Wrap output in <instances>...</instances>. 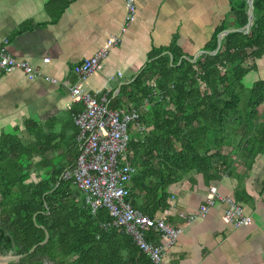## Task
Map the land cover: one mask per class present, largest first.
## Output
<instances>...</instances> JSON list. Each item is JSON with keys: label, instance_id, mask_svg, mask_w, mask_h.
I'll return each mask as SVG.
<instances>
[{"label": "trees", "instance_id": "16d2710c", "mask_svg": "<svg viewBox=\"0 0 264 264\" xmlns=\"http://www.w3.org/2000/svg\"><path fill=\"white\" fill-rule=\"evenodd\" d=\"M69 3L51 0L47 9L54 15V5L63 11ZM254 8L250 31L227 34L217 54H204L192 62L179 48L154 49L135 79L110 97L112 109L129 104L141 108L149 100L141 116L146 130L131 142L129 156L138 168L130 184L131 201L143 213L153 217L168 210L169 187L193 172L207 183L221 179L222 168L231 172V160L221 149L237 137L249 165L264 154V124L259 122L264 78L252 87L244 84L264 58V0H254ZM248 9L247 0L232 8L237 29L248 25ZM227 27L223 23L214 32L207 50L217 49L219 35ZM199 80L206 83V91ZM151 81L155 87L148 85ZM156 90L161 98L154 96ZM28 145L16 143L14 136L0 140V252L28 254L45 240V230L38 225L49 231L50 240L11 264H153L131 236L101 227L112 221L107 209L93 215L85 197L71 201L73 185L62 178L65 168L34 179L39 164L33 151L38 145ZM46 151L42 148L41 154ZM244 198L237 194L238 201ZM152 239L160 241L155 235Z\"/></svg>", "mask_w": 264, "mask_h": 264}, {"label": "crops", "instance_id": "0c3cea01", "mask_svg": "<svg viewBox=\"0 0 264 264\" xmlns=\"http://www.w3.org/2000/svg\"><path fill=\"white\" fill-rule=\"evenodd\" d=\"M50 1L0 0V42L14 56L41 68L46 75L73 79L74 68L120 34L128 6L125 0H69L63 11L61 5H54L51 15L47 9ZM240 1L136 0V20L123 35L122 43L111 49L101 69L87 80L85 88L98 97L108 93L109 100L112 95L118 96L121 87L135 79L154 49L179 48L190 60L199 58L201 51L212 52L206 48L223 23L227 29H237L232 8ZM46 58L49 64H44ZM262 68L264 58L259 62V73ZM80 110L82 105L73 101L71 90L65 86L29 79L21 71L0 78V140L14 136L16 143L21 140L30 145L39 138L38 142L49 145L48 154L50 150H60L64 139H69L75 156L66 170L74 165L79 152L73 114ZM259 122L264 124V111ZM240 140L237 137L221 149V154L230 158L232 168L231 172L222 168L221 179L207 183L202 175L193 172L169 187L171 207L156 214L182 229L179 240L168 250L169 264H264V252L253 243L255 230L249 229L257 219L264 220V154L249 165L243 160L246 157L238 146ZM41 149L33 151L37 153L35 162L42 164L44 174L52 172L46 167ZM212 186L236 200L237 194H243L245 198L239 202L254 223L235 228L225 220L223 204L198 223L203 217L193 223L181 217L197 213ZM82 196L85 197L73 186L71 201H79Z\"/></svg>", "mask_w": 264, "mask_h": 264}, {"label": "built area", "instance_id": "2783aa9c", "mask_svg": "<svg viewBox=\"0 0 264 264\" xmlns=\"http://www.w3.org/2000/svg\"><path fill=\"white\" fill-rule=\"evenodd\" d=\"M125 1L128 10L120 34L112 36L104 47L74 68L73 79H58L46 75L41 68L14 56L2 42L0 78L5 74L21 71L29 79H44L71 90L73 101L82 105V110L73 114L78 129L76 144L79 152L74 165L65 170L62 178L85 195L93 215L102 208L108 210L112 221L103 223V229L116 228L131 236L153 264H169L168 250L177 243L182 229L159 215L151 217L141 212L131 201L130 184L138 168L129 158L130 144L138 139V134L142 135L146 130L141 123V116L142 109L147 110L149 100L141 103V108L130 104L112 109L108 93L98 97L85 88L87 80L101 69L111 49L122 43L123 35L136 20V0ZM49 63L50 59L46 58L44 64ZM199 84L203 91L207 90L204 81L199 80ZM148 85L156 86L154 81ZM160 95V92L154 91V96ZM218 204L225 205L224 218L235 228L248 227L254 223L253 217L246 212L241 202L223 195L216 186L210 187L209 197L197 213L182 214L181 217L188 223H193L199 217L207 216ZM153 235L160 241L153 240Z\"/></svg>", "mask_w": 264, "mask_h": 264}, {"label": "rangeland", "instance_id": "374dc122", "mask_svg": "<svg viewBox=\"0 0 264 264\" xmlns=\"http://www.w3.org/2000/svg\"><path fill=\"white\" fill-rule=\"evenodd\" d=\"M262 78H264V68H262V71H260V73H259V71H257V72L252 71L245 78L244 84L246 85V87H252L255 82H257L258 80H260ZM263 111H264V105L259 109L260 115L262 114ZM38 140H39V138H38ZM38 140H36V142H37L36 145H38V147H41V148H43V147L48 148L49 147V145H46L45 141H39L38 142ZM72 143L73 142L70 141L69 139H64V142L62 144H60L61 145L60 150H57V149L53 150V151L50 150V152H48V154H45L44 160L48 163V166H46V167L49 171L59 170L61 168H65V167L69 166V164L71 163V161L74 159V156H75V148L73 147ZM35 154H37V153H35ZM36 157H37V155H36ZM243 160L248 161L245 158H243ZM32 174H33L34 179H36L38 177L37 176L38 174L44 175V169H43L42 164H40L38 170L34 171ZM204 218L205 217L198 219L196 221V223L204 220ZM255 223L256 224L254 227L249 228V229L255 230L254 235H253L254 236L253 243L256 244L257 246L260 245L261 250L264 252V220L263 219H257L255 221ZM249 229H242V232L249 230ZM257 246H256V249H257Z\"/></svg>", "mask_w": 264, "mask_h": 264}, {"label": "water", "instance_id": "95a60500", "mask_svg": "<svg viewBox=\"0 0 264 264\" xmlns=\"http://www.w3.org/2000/svg\"><path fill=\"white\" fill-rule=\"evenodd\" d=\"M248 5H249V10H248L249 23H248V25L244 29H227V30H225L224 32H222L219 35L218 47H217V49L214 52L201 51L199 55H204V54L214 55V54H217L219 52L220 48H221V44H222L223 38L229 33L237 32V31L248 33L250 31V29H251V27H252V25L254 23V17H255V14H254V10H255V8H254V0H248ZM197 58H198V56L194 57V59L191 60V61L192 62H196ZM187 59H189V58H187ZM172 61H173V59L171 60V62ZM38 226L45 230V233H46L45 240L43 242L35 245L29 251L28 254L16 255V254H13V253L3 254L2 252H0V264H11L13 262L20 261V260L26 258L28 255L34 254L39 247L45 246L50 240V233H49L48 230L45 229L44 226H40V225H38Z\"/></svg>", "mask_w": 264, "mask_h": 264}]
</instances>
